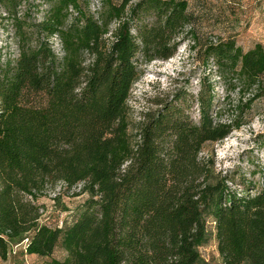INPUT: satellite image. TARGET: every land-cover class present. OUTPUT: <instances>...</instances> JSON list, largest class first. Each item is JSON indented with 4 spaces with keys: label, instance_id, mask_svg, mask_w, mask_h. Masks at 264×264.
<instances>
[{
    "label": "trees",
    "instance_id": "1",
    "mask_svg": "<svg viewBox=\"0 0 264 264\" xmlns=\"http://www.w3.org/2000/svg\"><path fill=\"white\" fill-rule=\"evenodd\" d=\"M43 1L30 25L18 0H0L18 41L15 61L0 57V260L22 247L45 264H206L199 248L213 233L222 264H264V181L238 192L201 155L240 127L212 117L210 92L197 99L198 123L180 103L129 121L142 67L174 57L194 22L188 3L100 0L94 14L85 0ZM193 48L227 94L246 99L240 114L264 96L260 44ZM57 184H81L89 198L73 222L50 227L39 199ZM58 246L63 260L51 258Z\"/></svg>",
    "mask_w": 264,
    "mask_h": 264
},
{
    "label": "rangeland",
    "instance_id": "2",
    "mask_svg": "<svg viewBox=\"0 0 264 264\" xmlns=\"http://www.w3.org/2000/svg\"><path fill=\"white\" fill-rule=\"evenodd\" d=\"M85 1L91 13L95 14L100 9V0ZM113 1L118 3L120 0ZM185 1L194 22L185 28L174 57L168 61L156 60L142 67V74L133 85L128 100L131 127L135 128L141 123L146 113L170 103L182 104L189 119L198 123L197 99L200 93L210 92L214 99L212 117L224 123H239L240 127L222 142L205 145L201 155L209 158L214 176L233 179L235 185L231 187L238 192L242 189L241 183L260 185L264 181V96L240 114V107L236 106L240 102L244 104L246 99L240 101L236 91L227 94L225 88H230L228 83L217 79L211 64L205 67L195 55L193 47L198 49L232 40L242 52L256 44L264 49V0ZM48 8L43 0H18L15 11L18 17L35 25L43 19ZM11 23V15L0 2V57L15 61L18 41ZM48 43L60 56L61 47L57 38H50ZM239 87L237 84L236 88ZM180 96L182 99L178 100ZM56 195H59V200L53 202L52 198ZM88 198L89 194L83 191L81 184L71 189L57 184L53 191L39 199V205L44 207L40 223L50 227L70 224ZM199 253L206 264H222L213 233L207 243L199 248ZM64 257V251L58 246L51 258L63 260ZM48 261L47 258L27 255L21 247L12 249L8 259L0 260V264H45Z\"/></svg>",
    "mask_w": 264,
    "mask_h": 264
},
{
    "label": "built area",
    "instance_id": "3",
    "mask_svg": "<svg viewBox=\"0 0 264 264\" xmlns=\"http://www.w3.org/2000/svg\"><path fill=\"white\" fill-rule=\"evenodd\" d=\"M28 243V239L26 238V239H24V241L22 242V246H25L26 244ZM15 249L17 248V247H14Z\"/></svg>",
    "mask_w": 264,
    "mask_h": 264
}]
</instances>
